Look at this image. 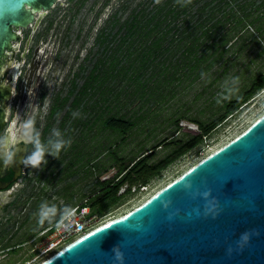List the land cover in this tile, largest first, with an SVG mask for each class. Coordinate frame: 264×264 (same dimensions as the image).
<instances>
[{
	"label": "rangeland",
	"instance_id": "374dc122",
	"mask_svg": "<svg viewBox=\"0 0 264 264\" xmlns=\"http://www.w3.org/2000/svg\"><path fill=\"white\" fill-rule=\"evenodd\" d=\"M89 1L92 2V0ZM139 1L96 0L94 6L88 11L82 8V13H79L77 20L72 23V29L69 32L71 37L77 33L75 30L77 27L93 25L86 44L83 43L86 40L85 36L76 40L69 39L68 45L60 49L57 43H46L37 51L36 57L46 64L43 65V73L47 74L49 85H51L48 90L49 95L47 94L45 98L37 97L33 92H37L39 85L38 83L32 84L31 91L33 92H28L29 95L27 94L23 104V108L26 106L27 110L21 107L16 111L14 106L17 98L14 100L10 111L12 119L10 128L13 123L17 122L16 112H18L22 120L33 121L41 141L49 147H51L50 142L71 141L72 143L69 147L62 149L59 156L46 155L47 163H42L37 171L28 166L25 177L15 184L16 187L6 198L7 202L17 198L18 201L15 206L9 208L13 210L14 217L8 223L11 229L6 235L5 242L9 245L19 243L23 245L16 252L1 255L0 264H39L71 241L68 239L53 249L45 251L50 243L48 237L41 235V232L61 218L59 215L66 206L75 208L86 201L88 194L94 188L92 183L97 175H100L101 180L114 176L117 168L114 167L115 161L111 159L110 151L115 150L118 156L130 160L154 150L155 155L151 162L161 160L181 142L199 133L198 125L189 118L209 123L225 111L226 101L241 96L251 88L256 77L264 72V36L260 34L254 40L249 39L250 33L255 32L252 26L236 42L228 44L223 54L206 71H201L199 67L188 76H181L182 78L176 80L170 87L166 85L163 89L162 84L158 90L152 87L151 91L162 94L159 100H155L156 94L150 97L147 93L142 98L135 97L131 102L127 93H124L128 90L132 91L130 87L126 88L128 81L119 82L117 79V87L114 91L104 92L106 84H102L98 94H95L94 89H88L87 93L80 97L79 106L86 101L87 111L77 109L66 114V107L74 95L70 94L66 101H63V98L60 99L59 96L68 94L71 88L70 79L73 78L75 69L79 68L82 58H84V69H81L80 73L87 75L97 61L105 56L101 53V48L94 44L97 33L95 30L103 25L106 26L109 18L115 14L123 18L128 17L132 7ZM58 21L60 25H64L66 19L61 16L56 19L55 25L50 29L51 35L55 32L59 33L60 26L54 29ZM82 34L86 35L87 32L83 31ZM32 50L22 59L20 52H17L14 56L15 66L25 67L34 54ZM20 59L21 61L18 62ZM25 61H27L26 64ZM63 61L67 64H63ZM206 64L207 62H204L201 66L204 67ZM235 77H239L238 84L235 85L236 90L226 99L225 81L231 82ZM160 78L162 76L159 77V81H161ZM83 80L85 77L80 76L79 83L81 84ZM114 84L115 82L111 83V85ZM153 84L150 81V85ZM229 86H232L231 83ZM121 88L124 91L115 102V94ZM148 90L150 92V88ZM147 97L150 99L145 100ZM216 100H219V103ZM52 104L59 105L62 111L51 113ZM110 113L135 117L141 115L142 117L138 125L123 141V135L103 125V120ZM262 114H264V88L257 91L234 115H229L204 139L202 144L164 169L161 176L153 177L145 187H133L132 193L125 195L118 204L102 215L97 214L91 227H97L140 205L201 159L244 132ZM179 116H183L179 122L180 128L176 125V119ZM57 132H59L58 136ZM95 163H99L101 171L92 167ZM109 166L110 168L103 172L104 168ZM51 172L54 174L51 175ZM50 176H52V181H47ZM31 178L34 180L31 181ZM126 188L127 185L121 189L120 193ZM42 205L55 206L57 213L51 219H46L41 228L37 226V222Z\"/></svg>",
	"mask_w": 264,
	"mask_h": 264
},
{
	"label": "water",
	"instance_id": "95a60500",
	"mask_svg": "<svg viewBox=\"0 0 264 264\" xmlns=\"http://www.w3.org/2000/svg\"><path fill=\"white\" fill-rule=\"evenodd\" d=\"M55 2L0 0V72L14 42L21 40L19 29ZM12 92V81L0 84V133L8 121L2 104ZM27 149L20 145L11 165L0 158V176L8 166L16 180ZM188 181L192 192L210 189L217 204L214 214L205 215L206 200L184 188ZM8 184L0 182V189ZM165 200L172 201L167 209ZM245 233L250 239L240 247ZM118 244L124 264H264V114L140 205L77 237L39 264H118L112 253Z\"/></svg>",
	"mask_w": 264,
	"mask_h": 264
},
{
	"label": "trees",
	"instance_id": "16d2710c",
	"mask_svg": "<svg viewBox=\"0 0 264 264\" xmlns=\"http://www.w3.org/2000/svg\"><path fill=\"white\" fill-rule=\"evenodd\" d=\"M183 2L185 6L181 7L177 0H140L132 7L128 17L115 14L109 18L101 48L105 56L92 68L84 89H94L98 94L101 85L106 84L104 92H110L117 87V79L119 82L127 80L126 88L130 87L132 91L124 93H127L129 101L133 102L135 97L142 98L147 93L150 97L156 94L155 100H159L162 94L151 91L152 87L157 90L162 85L163 89L166 85L170 87L199 67L201 71H206L223 54L225 47L236 42L249 27L255 28L249 39L254 40L260 34L264 36V0H181ZM204 62L207 64L203 67ZM160 76L161 81L158 80ZM150 81L154 83L152 86ZM122 88L115 94V102L122 95ZM262 88L264 72L241 96L226 101L225 111L209 123L189 118L198 125L199 133L185 142L180 141L179 146L157 162H151L154 150L130 160L118 156L115 150L110 151L116 173L104 180L97 175L92 183L94 188L79 207L89 206L91 214L102 215L125 195L132 193L133 187L146 186L153 177L161 176L163 170L179 157L202 144L229 115H234ZM54 112H61V108H56ZM141 117L110 113L103 120V125L119 132L125 141ZM181 119L183 116L176 119L178 128ZM92 167L101 171L99 163ZM109 168H104L103 172ZM32 169L37 171L38 167ZM47 181H52V176ZM125 185L127 188L120 193ZM62 215L63 212L59 217Z\"/></svg>",
	"mask_w": 264,
	"mask_h": 264
},
{
	"label": "flooded vegetation",
	"instance_id": "af4514ba",
	"mask_svg": "<svg viewBox=\"0 0 264 264\" xmlns=\"http://www.w3.org/2000/svg\"><path fill=\"white\" fill-rule=\"evenodd\" d=\"M96 0H92L90 2L89 0H56L55 4L53 5L52 9L48 11H44L41 13L36 14V19L33 23H31L26 28L19 29V34L21 35L20 41L14 42V50L10 51L8 53V60L7 64L3 68V70L0 72V84L3 82H13V92L10 100L7 104H2L3 107L7 108L8 111V125L7 127L10 128V121L12 120L10 118V111L11 108L9 106H13L14 100L15 102V110H19L21 107L23 108V104L26 100L28 92L31 91L32 84L38 83V89L37 92H31L34 93L37 97L40 96V98H45L47 96L48 90H50L51 85H49V80L47 78V74L43 73V65H46L45 63H42L37 57L36 53L39 49L43 47V44L49 43V44H58L59 49L62 47H65L69 43V39H79L84 38L86 36V40L83 41L84 44L88 42L89 34L93 30V25L89 26H80L77 27L75 30L77 33L73 36H69L70 29H72L71 25L75 20H77V16L79 13L81 14V10L84 7L87 11L90 7H93ZM86 11V12H87ZM65 18L66 22L64 25H60V21L57 22L55 30L60 26L59 33L55 32L52 35L50 34V29H52L53 25L56 23V19L58 17ZM55 22V23H54ZM104 29L105 25L98 27L95 31L96 37L94 44L97 45L98 48H102L104 42ZM87 32L86 35H83L82 32ZM55 37V40H53ZM102 45V46H101ZM34 52H33V50ZM34 53L31 59L27 62L25 61V64L27 62V65L25 67H16L15 66V59L14 56L17 52H20L21 59L25 58V55L28 54L30 51ZM21 59L18 61L20 62ZM80 62L79 68L75 69L73 78L70 79V90L67 95L65 96H59V98H63V101H66V98L70 97V94H73V98L70 101V103L66 107V114L70 112H74L77 109L82 111L88 110V105L85 102L79 106L80 97L85 95L88 91V89H84L86 84L88 83V76L84 75L83 72L80 73L81 69H84V58H82ZM63 64H67L66 61L62 62ZM56 70V68H55ZM16 72H18L17 77H15ZM85 77V80L80 84L79 83V77ZM47 87V88H44ZM30 89V90H29ZM29 95V94H28ZM42 96V97H41ZM78 99V102L75 103V100ZM68 100V99H67ZM59 105L52 104L51 106V113L58 107ZM26 106H24L23 109H25ZM27 110V108H26ZM62 111V110H61ZM23 145V144H21ZM32 145H28L27 154L32 149ZM25 156V157H26ZM28 166H25L22 164L21 167V175L16 179L13 180V177L15 175V172L6 166L0 176V182L1 183H9L7 187L4 189H0V256L9 253V252H16L23 243L9 245L6 243V235L8 231L11 229V226L8 225L9 221L12 220L14 217L13 210H9L10 207L15 206L18 198L7 202L6 198L12 193V190L16 187V183L25 177L26 175V169Z\"/></svg>",
	"mask_w": 264,
	"mask_h": 264
},
{
	"label": "clouds",
	"instance_id": "9594fccd",
	"mask_svg": "<svg viewBox=\"0 0 264 264\" xmlns=\"http://www.w3.org/2000/svg\"><path fill=\"white\" fill-rule=\"evenodd\" d=\"M177 3L180 4L181 7L185 6L184 2L181 3V0H177ZM239 77H235L229 81H225L224 88H225V98L227 99L232 95V93L236 90L235 85L238 84ZM231 83V87L229 86ZM219 103V100H216ZM9 108H13L9 106ZM5 114H6V109ZM17 122L13 123L12 127L9 128L6 126L5 130L0 133V158L3 159L4 164L11 165L14 163L16 154L19 150V146L24 144L28 146L31 144L33 147L31 151H29L28 155L23 159L22 163L25 166H31L33 168L40 167L42 163H47L46 155L51 154L54 156H59L62 149L66 146L69 147L71 145V141H57V142H50L51 147L47 144L43 143L40 139L39 133L36 131V128L33 124V121L30 119L22 120L19 113L16 112ZM8 125V121L6 120ZM59 135V132L56 133ZM184 188L191 192L193 196H203L206 200L205 205V215L214 214L217 208L216 201L210 198L211 192L210 189L203 191L202 193L199 190L192 192L193 183L188 181L185 183ZM171 200L162 201L163 207L165 209L169 208L171 205ZM57 213V208L53 207H46L44 205L41 206V211L39 213V220L37 222L38 227H43L45 224L46 219H51ZM75 215V210L70 207L66 206L63 211V215L60 221L57 223V228L68 226L71 223L73 216ZM68 224H66V222ZM99 230V229H98ZM97 230V231H98ZM250 239V234L245 233L242 235L241 240L238 242L240 247H243ZM232 249L229 248V252ZM112 253L114 256V262H118V264H124L125 255L122 251L120 245H116L112 249Z\"/></svg>",
	"mask_w": 264,
	"mask_h": 264
},
{
	"label": "built area",
	"instance_id": "2783aa9c",
	"mask_svg": "<svg viewBox=\"0 0 264 264\" xmlns=\"http://www.w3.org/2000/svg\"><path fill=\"white\" fill-rule=\"evenodd\" d=\"M73 209L75 210V215L73 216L71 223L68 226L57 228V223L61 219L59 218L56 222L50 224L41 232V235L48 237V242L50 243L45 251L53 249L61 242H64L68 239H71V241H73L77 237L83 235L93 228L91 227V224L96 214H91V209L89 206H83L81 208L77 206ZM65 222L66 224H68L67 221Z\"/></svg>",
	"mask_w": 264,
	"mask_h": 264
},
{
	"label": "bare ground",
	"instance_id": "6f19581e",
	"mask_svg": "<svg viewBox=\"0 0 264 264\" xmlns=\"http://www.w3.org/2000/svg\"><path fill=\"white\" fill-rule=\"evenodd\" d=\"M17 75H18V72H16L15 77H17ZM93 228H94V227H93ZM93 228H92V229H93ZM92 229H91V230H92ZM65 246H66V245H65Z\"/></svg>",
	"mask_w": 264,
	"mask_h": 264
}]
</instances>
